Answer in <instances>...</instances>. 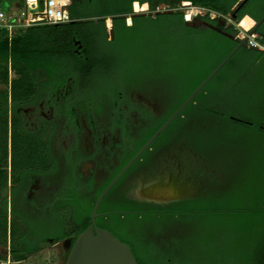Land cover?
I'll list each match as a JSON object with an SVG mask.
<instances>
[{
    "label": "trees",
    "instance_id": "16d2710c",
    "mask_svg": "<svg viewBox=\"0 0 264 264\" xmlns=\"http://www.w3.org/2000/svg\"><path fill=\"white\" fill-rule=\"evenodd\" d=\"M134 1L146 2L149 10L158 14L154 19L135 18L133 26H125V17L131 13ZM236 1L158 0L157 8L152 0H95L78 8L69 5V19L76 20L73 24L32 26L10 37L0 30V83L7 84V64L10 62L20 77L12 82L13 93H36L40 86V71L44 72L47 85L57 77L63 78L64 67L71 68L83 81L115 76L119 80L110 87H106V83L104 90L97 87L93 91L91 89L92 93H108L110 101L115 100L116 93L121 90L123 93L141 88L151 91L161 104V113L142 131L140 139L128 148L122 164L124 166L237 46V43L221 34L222 28L208 14L199 16V19L214 29H201L185 22L184 14L178 10L180 4L188 3L207 13L228 16ZM17 2L21 3V0ZM237 15L240 29L249 32L264 15V0H250V6L241 8ZM243 16L246 17L244 20ZM106 17L111 19L115 35L111 43L105 41ZM40 27H56L58 30L47 41L35 31ZM142 31L146 33V39L140 47L141 67L131 77L120 79L116 66L108 64V58L94 60L93 56L101 45L109 48ZM257 31L263 35L256 38L262 49L241 46L128 171L145 160L151 149L167 143L184 145L202 157L214 148V144L219 145L223 141L229 147L241 148L235 139L250 136V129L264 143V113L260 115L262 122L257 124L250 123L248 119H238L222 110L227 100L224 95H218L222 83L232 81L230 86L233 88L254 69L258 71L257 83L264 86V22ZM74 32L87 34L84 45L89 58L85 61L73 55L69 38ZM224 32L234 34L232 27ZM62 33L66 34L63 43L59 40ZM236 76L235 82L231 78ZM213 84L215 90L212 89ZM261 98V109H264V87ZM213 125L225 127L221 137H208L207 127ZM205 134L206 139L203 137ZM246 162L226 189L201 190L193 199L162 206L138 204L125 199L106 204L103 199L96 212L98 217L95 224L129 245L137 264H264V168L259 167L254 175H250V157ZM197 175L203 179L204 170L197 171ZM96 196L91 204L74 213L76 225L73 231L63 228L62 234L57 236L58 239L71 236L69 249L78 235L90 225ZM172 224L186 225L188 232L178 236L165 234V227ZM0 226L5 232V217L0 218ZM10 232V257L13 262L34 254L36 250L17 239L19 235L23 237L20 228L12 226ZM155 236L160 238L156 239ZM66 258L67 254L63 257V264Z\"/></svg>",
    "mask_w": 264,
    "mask_h": 264
},
{
    "label": "flooded vegetation",
    "instance_id": "af4514ba",
    "mask_svg": "<svg viewBox=\"0 0 264 264\" xmlns=\"http://www.w3.org/2000/svg\"><path fill=\"white\" fill-rule=\"evenodd\" d=\"M93 2L95 0H70V6L78 8ZM134 4L140 8L144 5L145 10L135 11ZM152 4L157 8L158 0H152ZM249 6L250 0H237L228 16L206 11L205 14L210 19L213 14L216 24L222 28L221 34L238 44L248 32L239 37L237 12ZM233 13L234 18L231 17ZM156 15L157 11H150L146 2L134 1L124 24L130 27L135 18L154 19ZM74 22L76 20H70L69 24ZM200 22L203 21L195 18L191 26ZM104 25L105 41L111 43L115 35L109 17L104 19ZM228 27L233 28L234 34L224 32ZM256 32L257 38L263 37ZM86 35L74 32L69 38L73 55L83 61L89 58L84 45ZM65 36V33L59 36L62 43ZM247 44L243 46L249 47ZM40 74L36 93H13L12 82L20 77L8 62L7 84L0 83V218L6 220L5 232L0 226V264L24 263L41 255L48 246L62 262L65 254L68 256L71 236L63 239L57 236L62 234L63 228L73 231L74 213L91 204L96 195L97 199L122 170L128 148L140 139L142 131L162 110L149 90L141 88L125 93L121 90L116 93L115 100L110 101L108 93L88 92L73 77H57L46 85L44 72ZM150 151L145 160L131 171L129 167L104 195L102 200L106 204L125 199L162 206L196 196L191 185L179 179L185 165L197 163L194 152L173 143ZM174 180L188 192L180 199L155 203L138 197L143 190L166 186ZM12 226L21 229L23 237L19 235L17 239L36 250L19 262H13L10 257Z\"/></svg>",
    "mask_w": 264,
    "mask_h": 264
},
{
    "label": "rangeland",
    "instance_id": "374dc122",
    "mask_svg": "<svg viewBox=\"0 0 264 264\" xmlns=\"http://www.w3.org/2000/svg\"><path fill=\"white\" fill-rule=\"evenodd\" d=\"M16 2L17 0H0V4L4 11H7L8 7ZM178 10L183 11L184 15H188L191 11H193L190 15V24H193V19L205 15V11L195 9L188 3H181ZM213 16V14L210 15V17ZM192 26L196 27V23ZM57 30L58 29L56 27L35 28V31L42 35L44 40L47 41L50 37L54 36V33ZM243 33L244 31L240 30L239 37L243 36ZM145 35L146 33L143 31L141 33L138 32V34H135L130 38H126L124 42L119 41L117 44L109 46V48L101 45L98 53L96 52L97 54L93 56L94 60L108 58V64H114V66H116V73L120 79L129 78L135 73V71H137V68L141 67L140 58L142 57V52H140V47L141 45H144L146 39ZM98 55L100 56L99 58ZM63 69H66L62 76L63 78L68 76L73 77L75 81L88 92H91V89L93 91L94 87H97V89L103 88L104 90L106 83V87H110L113 82L119 80L115 76H103L104 78H97L95 80H92L91 78L83 81L80 78V75L75 73L71 68L64 67ZM257 75L258 71H255L254 69L253 72L251 74L249 73L245 79L238 81L233 88L230 86L233 83L232 81L222 83V86H219L220 89L218 90V95H224L227 100L222 105V110H225V112L230 113L233 117L238 119H248L250 123L255 124L261 123L262 118L260 115L264 113V109H261V96L263 94L264 86L257 83ZM231 79L236 82L237 76L235 78L232 77ZM81 80L83 82H81ZM215 87L216 86L213 84L212 89L215 90ZM225 92L227 93L226 95L224 94ZM224 128V126L222 128L218 125L207 127L209 131L208 137H221L225 131ZM203 137L206 139V134L205 136L203 135ZM235 140L241 148L235 149L233 146L229 147V144L223 141L222 144H214V148L210 149L205 157L195 155L197 163L191 162L190 165H185L182 174L179 175L181 182L190 184L196 193L201 190L221 191L226 189L232 180L235 179V176L241 166H246V160L249 157L250 167H248V169L250 168V175H254V171L259 167L264 168V149L262 148L264 143L257 137V135H255V133H251V129L250 136H240L238 137V140ZM200 169L204 170L205 176L203 179L199 178L197 175V171ZM212 179L214 180L212 181ZM165 229V234L169 235L178 236L184 235L188 232V226L186 225L172 224L171 227H165ZM136 249L139 250L138 247ZM21 264H63V260L62 262L57 260L55 258V250L48 246L41 255L32 257Z\"/></svg>",
    "mask_w": 264,
    "mask_h": 264
},
{
    "label": "water",
    "instance_id": "95a60500",
    "mask_svg": "<svg viewBox=\"0 0 264 264\" xmlns=\"http://www.w3.org/2000/svg\"><path fill=\"white\" fill-rule=\"evenodd\" d=\"M240 1L244 2L246 0ZM179 12L184 14L183 11ZM231 17L234 18L235 14L233 13ZM211 19L216 20L215 16H213ZM189 21L185 20V22L187 23H189ZM263 22L264 15L248 32L246 38L238 42L237 46L218 64V66L189 95V97L169 116V118L162 124V126L147 140V142L138 150V152L126 163L122 170L98 195L91 212L90 225L76 238L68 253L65 264H137L129 245L121 242L108 230L100 229L96 226L95 219L98 217V214L96 212L102 198L116 183L120 176L139 158V156L150 146V144L159 136V134L181 113V111L206 86V84L217 74V72L236 53V51L247 42L248 37L252 35H259L256 30ZM197 26H200L202 29L206 27L214 29L212 26L208 25L205 22H200ZM167 185L153 186L151 189L143 190L138 193V197L150 202L166 203L169 201L180 199L188 193L181 184H177L176 180H174L173 182H169V184Z\"/></svg>",
    "mask_w": 264,
    "mask_h": 264
},
{
    "label": "built area",
    "instance_id": "2783aa9c",
    "mask_svg": "<svg viewBox=\"0 0 264 264\" xmlns=\"http://www.w3.org/2000/svg\"><path fill=\"white\" fill-rule=\"evenodd\" d=\"M69 5L70 0H21V3L11 4L7 11L0 9V30L10 37L32 26L66 24L70 21L67 11ZM184 19L189 21L190 17L184 15ZM256 38V35L248 37L249 47L262 49Z\"/></svg>",
    "mask_w": 264,
    "mask_h": 264
},
{
    "label": "bare ground",
    "instance_id": "6f19581e",
    "mask_svg": "<svg viewBox=\"0 0 264 264\" xmlns=\"http://www.w3.org/2000/svg\"><path fill=\"white\" fill-rule=\"evenodd\" d=\"M133 8H134L135 11L145 10V6L144 5H143V7L140 8V7L137 6V4H134ZM192 13H193V11H191L190 14L187 15V18H189ZM107 25H109V21H107Z\"/></svg>",
    "mask_w": 264,
    "mask_h": 264
}]
</instances>
